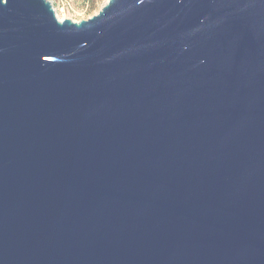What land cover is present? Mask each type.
I'll use <instances>...</instances> for the list:
<instances>
[{"label":"water","instance_id":"obj_1","mask_svg":"<svg viewBox=\"0 0 264 264\" xmlns=\"http://www.w3.org/2000/svg\"><path fill=\"white\" fill-rule=\"evenodd\" d=\"M0 264H264V0H0Z\"/></svg>","mask_w":264,"mask_h":264},{"label":"rangeland","instance_id":"obj_2","mask_svg":"<svg viewBox=\"0 0 264 264\" xmlns=\"http://www.w3.org/2000/svg\"><path fill=\"white\" fill-rule=\"evenodd\" d=\"M108 0H50L60 20L69 18L74 22L88 19L98 13Z\"/></svg>","mask_w":264,"mask_h":264},{"label":"built area","instance_id":"obj_3","mask_svg":"<svg viewBox=\"0 0 264 264\" xmlns=\"http://www.w3.org/2000/svg\"><path fill=\"white\" fill-rule=\"evenodd\" d=\"M53 8H54V11H55V13H56V16H57V12H56L57 10H56V8H55L54 6H53ZM57 17H58V16H57Z\"/></svg>","mask_w":264,"mask_h":264}]
</instances>
